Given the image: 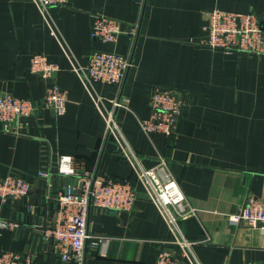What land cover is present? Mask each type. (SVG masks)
Listing matches in <instances>:
<instances>
[{
	"label": "crops",
	"instance_id": "0c3cea01",
	"mask_svg": "<svg viewBox=\"0 0 264 264\" xmlns=\"http://www.w3.org/2000/svg\"><path fill=\"white\" fill-rule=\"evenodd\" d=\"M214 8L251 12L264 29V0H67L47 10L33 0H0V94L40 103L50 82L67 93L64 114L39 107L21 119L20 132L0 130V180L16 173L30 184L25 199L0 200V221L19 222L0 228V255L32 252L33 264H58L39 227L54 220L56 194L73 179L54 174L50 186L37 173L70 155L79 169L130 181L136 190L131 211L89 208L88 232L104 241L85 243L83 264H155L159 250L180 253L176 237L191 243L198 264H264V223L233 220L246 197L264 199V53L200 45ZM93 13L135 32L113 43L94 39ZM97 50L129 57L120 84L84 83L75 72ZM35 53L58 65L53 78L30 70ZM153 86L173 88L182 101L170 135L139 127ZM108 111L113 132L106 131ZM153 168L176 181L193 209L178 218V232L140 179L141 169ZM180 263L189 264L182 256Z\"/></svg>",
	"mask_w": 264,
	"mask_h": 264
},
{
	"label": "built area",
	"instance_id": "2783aa9c",
	"mask_svg": "<svg viewBox=\"0 0 264 264\" xmlns=\"http://www.w3.org/2000/svg\"><path fill=\"white\" fill-rule=\"evenodd\" d=\"M41 10L51 6L62 5L67 0H33ZM129 30L121 29V22L100 13L91 15L90 35L102 42H115L121 33L132 36ZM203 36L200 45L211 49H219L224 53L246 52L264 53V29L259 18L251 12H236L214 8L207 13L202 25ZM131 62L127 55L114 51H93L85 66H75L74 70L84 83H103L118 85L123 80ZM59 67L48 61L46 55L35 53L30 58V70L43 79L53 78ZM67 93L55 82L46 87L40 103L31 99L17 97L11 92L0 94V130L20 132V121L32 117L39 107L49 108L56 116L66 110ZM150 109L147 118L139 119L142 132L170 135L181 113L182 101L173 88L153 86L147 101ZM115 106H121L119 102ZM115 125L112 111L106 115V131L113 132ZM163 164L165 161L162 159ZM57 174L71 177L72 182L62 186L56 194L57 212L54 220L41 226L44 240L50 241L60 264H83L84 246L91 239L92 244L104 241V237L91 234L87 229V218L91 206L116 211H131L136 200L133 183L108 175H97L91 171L79 169L75 159L70 155H60L55 164L38 171L37 176L48 180ZM140 179L147 187L150 199L158 206L166 217L170 229L178 232L177 220L181 216L193 213L187 207L186 199L175 180L168 177L162 180L156 168L141 169ZM51 186V184H50ZM30 192V184L20 175L10 173L0 180V200L21 201ZM236 222L247 225L264 223V199L248 196L238 214L233 216ZM19 222L14 220L0 221V228L16 229ZM190 242L176 237L180 253L169 249L159 250L155 264H181V256L186 257L189 264H198L189 253ZM32 253V252H31ZM21 254L5 251L0 255V264H33L32 254ZM180 256H179V255Z\"/></svg>",
	"mask_w": 264,
	"mask_h": 264
},
{
	"label": "water",
	"instance_id": "95a60500",
	"mask_svg": "<svg viewBox=\"0 0 264 264\" xmlns=\"http://www.w3.org/2000/svg\"><path fill=\"white\" fill-rule=\"evenodd\" d=\"M58 264H60V262L58 261Z\"/></svg>",
	"mask_w": 264,
	"mask_h": 264
}]
</instances>
